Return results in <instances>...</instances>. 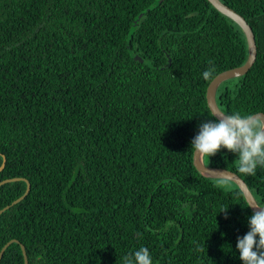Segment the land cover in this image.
<instances>
[{
	"label": "trees",
	"instance_id": "obj_1",
	"mask_svg": "<svg viewBox=\"0 0 264 264\" xmlns=\"http://www.w3.org/2000/svg\"><path fill=\"white\" fill-rule=\"evenodd\" d=\"M221 1L258 54L218 105L264 114V0ZM248 56L242 29L208 0H0V183L31 185L0 216V253L18 241L0 264H25L21 245L29 264H122L142 246L154 264H242L253 210L236 184L202 176L190 149L213 115L208 86ZM236 158L204 161L264 202V169L241 175ZM27 186H0V210Z\"/></svg>",
	"mask_w": 264,
	"mask_h": 264
},
{
	"label": "clouds",
	"instance_id": "obj_2",
	"mask_svg": "<svg viewBox=\"0 0 264 264\" xmlns=\"http://www.w3.org/2000/svg\"><path fill=\"white\" fill-rule=\"evenodd\" d=\"M215 72L210 64L202 77L208 80ZM222 149L236 155L237 171L241 175L255 176L258 169H264V114L235 111L220 118L210 115L200 123L191 141L190 150L195 157L212 158ZM228 208L221 210L225 219ZM245 208L254 211L248 217L249 230L237 237L239 259L242 264H264V202H249ZM122 264H154V260L150 249L142 246L125 255Z\"/></svg>",
	"mask_w": 264,
	"mask_h": 264
},
{
	"label": "water",
	"instance_id": "obj_3",
	"mask_svg": "<svg viewBox=\"0 0 264 264\" xmlns=\"http://www.w3.org/2000/svg\"><path fill=\"white\" fill-rule=\"evenodd\" d=\"M208 1L212 4V6L218 12H220L224 16L228 17L229 19H231L233 22H235L242 29V31L244 32V35L246 37V40H247L248 52H249L248 60L246 61V63L243 66H240V67H237V68H234V69H231V70H228V71H225V72L219 74L217 77H215L213 79V81L208 86V89H207L208 107L211 110L213 115H215L217 118H220V117H223L225 115V113L220 109L218 102H217V94H218L219 88L226 81L236 79V78H240V77L246 75L256 62L258 49H257V43H256V37H255L254 31H253L252 27L249 25V23L247 22V20L243 16H241L235 10H233L232 8H230L229 6L224 4L221 0H208ZM135 59L139 60L140 62L144 61L143 59L139 58L138 56H136ZM170 64H171V60H170ZM259 114H263V113H259ZM5 161H6V159H4V163L0 167V173L5 168ZM194 165H195L196 169L198 170V172L206 178L213 179V180H227V181L233 182L243 192L247 203H249V202L257 203V200L254 197V195H253L252 191L250 190L249 186L247 185V183L236 173L229 171V170H226V169H222V168L207 166L205 164L203 157L199 158V156L195 157V155H194ZM20 180L25 181L28 184L26 193L22 197H20L19 199L15 200L11 205L6 206L5 208L1 209L0 210V216L5 211L10 209L12 206L17 205L18 203L23 201L29 195L30 190H31L30 183L24 178L9 179V180H5V181L0 183V186H2L6 183H10V182H14V181H20ZM252 210L254 211V209H252ZM12 243H18V241L12 240L4 246V248L2 249V251L0 253V261L2 260V257L5 253V251L7 250V248ZM21 247L23 250L24 257H25V264H29L26 249L23 245H21Z\"/></svg>",
	"mask_w": 264,
	"mask_h": 264
},
{
	"label": "rangeland",
	"instance_id": "obj_4",
	"mask_svg": "<svg viewBox=\"0 0 264 264\" xmlns=\"http://www.w3.org/2000/svg\"><path fill=\"white\" fill-rule=\"evenodd\" d=\"M221 182H223V181H221ZM221 182H220V183H221Z\"/></svg>",
	"mask_w": 264,
	"mask_h": 264
}]
</instances>
